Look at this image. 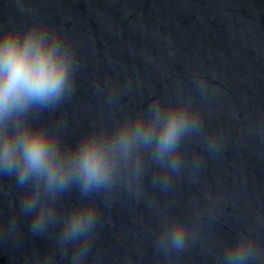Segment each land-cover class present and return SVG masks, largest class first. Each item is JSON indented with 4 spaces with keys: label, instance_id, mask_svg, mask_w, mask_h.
<instances>
[{
    "label": "water",
    "instance_id": "95a60500",
    "mask_svg": "<svg viewBox=\"0 0 264 264\" xmlns=\"http://www.w3.org/2000/svg\"><path fill=\"white\" fill-rule=\"evenodd\" d=\"M33 17L78 52L74 94L55 111L34 114L65 144L177 93L192 97L202 121L182 141L183 167L167 188L154 183L162 171L145 152L138 185L129 164L110 191L93 194L100 219L90 259L220 264L224 244L242 234L254 243L250 264H264V0H0V23ZM195 74L210 85L204 95ZM209 136L220 145L214 153ZM19 195L11 178L0 177V264H68L55 231L30 233ZM78 197L72 188L62 205ZM164 217L188 225L184 251L156 246Z\"/></svg>",
    "mask_w": 264,
    "mask_h": 264
},
{
    "label": "clouds",
    "instance_id": "9594fccd",
    "mask_svg": "<svg viewBox=\"0 0 264 264\" xmlns=\"http://www.w3.org/2000/svg\"><path fill=\"white\" fill-rule=\"evenodd\" d=\"M77 56L74 44L43 18L23 25L12 18L0 23V177L14 181L19 214L27 218L33 236L55 231L68 264H95L90 256L100 209L93 194L110 191L129 164L138 185L145 152L162 171L154 183L167 188L170 174L183 167L182 141L200 132L202 121L192 97L177 93L153 99L110 129L94 126L65 144L55 128L34 114L55 111L74 94ZM193 85L201 95L210 88L197 74ZM219 147L215 137L207 138L210 153ZM72 188L79 197L63 206L62 198ZM129 188L138 192L131 184ZM10 223L14 226L15 218ZM189 238L185 221L164 217L155 244L179 253ZM255 255L253 241L240 234L224 244L220 264H250Z\"/></svg>",
    "mask_w": 264,
    "mask_h": 264
}]
</instances>
